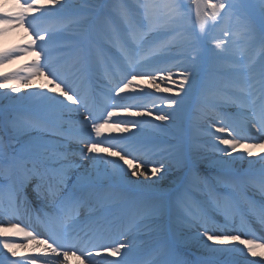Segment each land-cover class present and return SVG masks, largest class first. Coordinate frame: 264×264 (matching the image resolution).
Here are the masks:
<instances>
[{
    "label": "snow or ice",
    "instance_id": "6c2138e0",
    "mask_svg": "<svg viewBox=\"0 0 264 264\" xmlns=\"http://www.w3.org/2000/svg\"><path fill=\"white\" fill-rule=\"evenodd\" d=\"M193 3L197 19L200 3L213 20L236 17L259 57L238 53L227 30L223 36L229 39L213 37L215 46L207 31L188 30L183 22L191 6L185 0H15L12 8L0 7V33L7 25L31 29L34 37L0 53V64L28 51L37 57L20 70L27 75L0 78V89L8 90V103L0 102V216L9 224L0 232L23 233L45 254L17 260L4 254L0 264H49L48 253L56 257L52 264H69L77 252L88 264L102 252L120 257L106 264H238L224 260L227 251L214 246L235 241L252 257L264 255L255 250L264 242L221 231L218 223L238 218L240 230L252 221L264 227V153L252 151L264 147V0ZM36 14L56 23L41 30ZM115 68L122 78L104 84L101 70ZM37 76L48 83L21 97L20 81L28 88ZM157 80L170 86L160 88ZM78 81L92 85L91 95L82 94ZM136 81L164 94L161 103L135 105L142 110L130 112L121 100L153 95L140 88L122 96L139 88ZM98 92L111 102L103 111L95 108ZM118 110L134 118L120 119ZM144 116L150 119H139ZM113 117L114 128L132 133L118 151L111 143L101 147L106 140L99 139ZM205 135L212 138L211 149L201 142ZM104 152L119 159L97 155ZM115 199L122 206L118 219L111 218ZM33 214L46 239L35 228L27 230L31 224L20 226L22 217ZM113 232L118 239L94 245L95 253L73 243L80 233L105 238ZM0 244L18 256L21 245L13 238ZM144 252L151 259H138Z\"/></svg>",
    "mask_w": 264,
    "mask_h": 264
},
{
    "label": "bare ground",
    "instance_id": "6f19581e",
    "mask_svg": "<svg viewBox=\"0 0 264 264\" xmlns=\"http://www.w3.org/2000/svg\"><path fill=\"white\" fill-rule=\"evenodd\" d=\"M14 1L15 0H1V7L9 5L10 3L14 2ZM21 2H23V0H21ZM202 4L203 3L199 4L201 16H202V10H203ZM191 10L193 11V15H190L188 18H185V20L183 22L185 27L188 30L194 31V32L207 31V29L204 26L202 27V24L199 22L201 16L199 19H197V16H196L197 4L194 3L192 5ZM2 27H7V28H9V30L5 31L3 33H0V53H4V52H7L9 50H13V49H17V48H21L23 46H26V45L30 44L34 38L31 35V29L26 31L24 27H10L7 25H4ZM175 38L177 40H179L181 37L179 34H177V36ZM210 40H211V42H215V39H210ZM242 41L243 40H241V42ZM36 50H39V49H36ZM235 50L238 53L243 54V50L241 48L235 46ZM33 52H35V51H28V52H25L23 54H19L16 58L10 60L9 62L0 64V71L1 70L7 71L5 74H12L14 72H20V76L27 75L26 71H20V70L21 69H27V67L29 65H31L34 61L37 60L36 55H35V57L32 58L31 54ZM258 57L259 56H256V58H258ZM54 59L55 58H53V60ZM41 62H43L42 58H41ZM169 63H175V61H169ZM166 66H167V64H164L162 67H166ZM178 70L179 69H177V68H173V72H176ZM102 75H106L104 69L101 70V76ZM2 77H3V75H0V78H2ZM173 79L175 80V79H177V77L173 76ZM9 82L10 83H16L17 81L11 80ZM47 83H48V81L43 76L33 77L29 81L30 87H28V88H25L23 82L20 81V93H19V95L21 97H23L24 93H26V92L38 91L39 85L47 84ZM77 83L79 84L80 82L78 81ZM156 83L160 86V88H165V87L170 86V82H168V81L157 80ZM134 84H139V81L134 82ZM50 87L51 86H49V88ZM140 88H143L146 92L153 93V95H151V96L141 95V96L145 97V98H142V101H141V99L136 100V98L140 97V96H133V97H129V98H125V99L121 100L120 103L131 106L130 112L142 110V109L136 108L135 105H142L144 107L151 108L153 106V102H155L157 105H159L161 103L159 97L161 95H164V94L156 92L155 88L152 87L151 85H149L148 82H145L143 84H139V88H130L129 90H127V92L125 94H122V96L128 97V93H135V92L139 91ZM7 91L8 90H6V89H0V102L8 103V101H4V98H3V94ZM101 93L102 92H98V94H100V95H101ZM170 94L171 93H168L167 95H170ZM11 95L15 96L17 94L12 93ZM130 112L125 113L122 110H118V117L120 119H124V120L133 119L134 117H132L130 115ZM118 117H113L112 121H110L109 124L105 125V128L103 129V132H102V136L99 139L106 140V142L103 143L101 145V147H106V146H108L109 143H111V144L118 145V147L113 148V150L118 151L119 147H123L124 144L127 143L126 138L131 137V134H132L131 132L121 133L116 128H114L112 126L113 123L118 122ZM139 119H142V120L145 119V121H147L150 118L145 116V117H141ZM101 123H103V121H101ZM157 123H159V122H157ZM121 126H123V125H121ZM132 131H138V130L133 129ZM92 135H94L92 137L93 140L97 139L95 137L94 133H92ZM201 142L204 143V145L207 148L211 149V147H212V138L211 137L205 135L202 137ZM250 142H255V141H250ZM240 151H243V150L238 149V152H240ZM252 151L255 153H264V147H257V148L252 149ZM97 155H102V156L110 159L107 155L102 154V153H99ZM256 158L258 159V157H256ZM140 179L146 180L147 178L142 176V177H140ZM167 183L168 182H165V185H167ZM119 206H121V203L119 204ZM121 210H122V206H121ZM121 210H119L118 212H121ZM111 218L112 219H118L119 214L115 213L113 215V217H111ZM0 220L4 221L3 224H0V228H8L9 227L7 217H1ZM113 235H115V232L113 233ZM239 235L241 236V239H249V236H250V234L246 235V233H244V232H239ZM77 236L80 237L78 245L81 243V241H84V240L86 241L87 244H89L90 241L94 238L91 236H85L83 233H80ZM6 237L13 238L14 242L18 245H21V246H19L15 249V251L18 253V256L17 257H11V254L8 253L6 249H3L2 244H0V257H2L4 254H7L11 260H17V259H22L24 257H32V256H38V257H41V259L44 258L45 254L43 252V249H41L40 251H37L36 250V242L32 241L30 239H25L23 233L14 232L12 230H9L7 232H0V240L5 239ZM253 239L257 240L256 238H253ZM204 242L205 241L201 238L200 243L203 244ZM208 243H211V242H208ZM214 246L220 247V248L225 249L227 251L228 254L223 257L224 260L238 261V264H250L251 261H260V264H264V255H257L256 257H252L250 254L247 253L246 247L239 245L238 241L231 242L227 245H222V246L214 245ZM233 247L244 248V251H243V253L236 252L233 254L231 252ZM255 250L257 251L258 254H264V248H257ZM93 253H95V251H93ZM47 257L49 259V264H52V261H54L56 259V257L52 256L51 253H48ZM140 257H139V259H140ZM92 259L95 261V264H100L101 261H104L106 264L107 261L113 260V259H120V257H111V256H108L107 253L102 252L101 256L97 257L94 255L92 257ZM23 264H28L26 259L23 260ZM69 264H88V260H86L83 256H80L79 253H77L76 256H70L69 257Z\"/></svg>",
    "mask_w": 264,
    "mask_h": 264
},
{
    "label": "rangeland",
    "instance_id": "374dc122",
    "mask_svg": "<svg viewBox=\"0 0 264 264\" xmlns=\"http://www.w3.org/2000/svg\"><path fill=\"white\" fill-rule=\"evenodd\" d=\"M213 2L219 3L220 0H213ZM208 13H211V9H206V8L203 7V18H204V20L207 19V21H208V17H207V14ZM217 18L219 19L220 17H217ZM213 22H215V20H213ZM234 22H235V24H241L240 21L237 18L234 19ZM226 23L227 22H223V24L220 23V26L218 28L219 29V33L218 34H215L214 37H221L223 40L226 39L223 36V32L228 29V26L226 25ZM220 31H221V33H220Z\"/></svg>",
    "mask_w": 264,
    "mask_h": 264
}]
</instances>
